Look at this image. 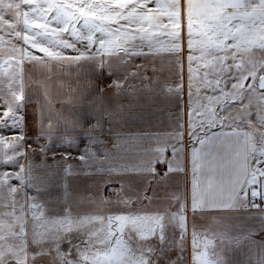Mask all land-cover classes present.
<instances>
[{"label": "snow or ice", "instance_id": "6c2138e0", "mask_svg": "<svg viewBox=\"0 0 264 264\" xmlns=\"http://www.w3.org/2000/svg\"><path fill=\"white\" fill-rule=\"evenodd\" d=\"M0 34V44H10L14 53L0 64V130L19 128L26 86L42 89L51 107L46 80L54 67L76 66L78 75L90 66L103 71L107 65L109 74L123 67L108 87L112 99L129 101L106 104L104 88L89 96L95 85L85 76L83 90L77 79L68 107L49 117L46 128L41 105L38 135L70 130L64 134L69 146L76 137L86 141L82 162L95 161L98 171L122 178L111 194L115 199L102 195L99 186L81 194V211L65 203L60 213H47L28 189L39 193L50 178L22 163L23 131L8 145L11 152L0 132V264H234L239 253L247 255V264H264V240H256L264 232V205L256 202H264V0H0ZM5 35L28 47L5 41ZM160 53L179 66L181 78L187 61V131L199 147L188 154L191 180L183 192L170 184L173 174L189 170L178 149L183 124L170 138L147 131L121 138L110 131L114 151L92 150L102 143L105 121L150 123L155 113L151 104L141 105L142 98L168 100L183 91L180 81L160 78L162 69L153 67L149 77L134 63H150ZM25 62L48 75L26 79ZM86 100L93 117L77 108ZM217 128L231 131L209 135ZM72 174L68 165L65 175ZM111 206L118 213L103 210ZM241 209L258 210V230L229 220ZM197 213L206 224H189V214L195 219Z\"/></svg>", "mask_w": 264, "mask_h": 264}, {"label": "crops", "instance_id": "0c3cea01", "mask_svg": "<svg viewBox=\"0 0 264 264\" xmlns=\"http://www.w3.org/2000/svg\"><path fill=\"white\" fill-rule=\"evenodd\" d=\"M3 35V34H0ZM83 47L82 44H77ZM11 45L0 44V49H3V53L0 54V64H3L4 59L9 58L14 53L10 52ZM35 55H43L42 53L32 51ZM67 55H74L72 52H65ZM184 55L186 57L187 50L185 49ZM151 61L146 62L144 58H136L134 63L137 65H143L146 69V75L151 77L153 75L152 68L162 69L158 72L161 79L165 76L168 78L169 82L173 84L177 81L181 82L183 91L179 93L178 96H172L168 100H164L162 97H155L153 100L149 101L144 98L141 99V105L147 107L149 104L152 105V111L155 113L150 123H145L143 121L130 122L127 124L119 123L115 125H109L107 121L104 122V132L101 136L102 143L99 145H93L92 150L97 151V154L101 152H107L113 150V139L109 137V132L114 133L115 136L123 138L125 134H142L145 131L149 132L154 136H161L164 138H170L176 132L177 124H183V137L182 143L178 145V149H183L180 152V159L185 162L184 166L189 168L188 171L173 174L170 184L174 188H178L181 192L190 187V164L188 162V154L193 146L199 147V144L193 145L188 135V120L190 119V108H189V98H188V71H187V61L184 59L182 61V78L177 75L178 65L172 63V58L166 53H160L157 56L149 57ZM14 62V61H13ZM5 68L8 65H4ZM124 71L123 67L114 66L113 73L109 74L107 65H105L103 71L94 69V67H85L79 70V75L77 73L76 66L71 68L65 67L62 69L52 70L51 78L46 80L48 89V100L51 104L49 107L48 103L45 102L42 89L37 88L35 85L25 87V97L27 103L25 104L22 115L23 126L13 130L8 136H3L5 138V150L11 152V148L8 145L16 142L15 137L19 135L21 131L25 136L23 141L24 154L21 155L20 159L24 166L31 163L33 167V174L39 176H46L50 178V183L47 185L46 189L35 192V189H28L30 195L36 194L38 196L39 202L44 206L47 213H60L65 203L70 204L75 211H81V207L77 203V198L81 194H91L97 191V186H99V191L105 197H112L113 191L119 188L122 178L117 175L108 176L104 174L103 169L97 170L98 165L95 161H88L87 163L82 162L79 156L84 152L87 147L86 141L80 137H76L74 142L69 146L64 140V134L67 131L63 127L57 129L52 137H42L38 135L40 128V123L38 122V117L41 112V105H43V120L45 121V128L49 117L55 118V114L59 111L65 110L68 105L66 103V98L71 92V88L76 87L77 79L81 80L80 90H83L84 85L82 83L83 77L87 76L91 79L95 85L89 92V96L98 91L99 88H104V97L106 104L115 105L116 103L128 104L127 98H120L119 100L112 99L111 93L112 88L108 85L118 77L122 75ZM23 73L25 78L41 79L43 80L47 73H41L37 69L33 68L32 64L27 62L23 65ZM154 87H158L154 85ZM3 89V84L0 83V90ZM195 93V90H194ZM80 114L86 117H93L95 113L92 111L91 104L87 100L77 106ZM0 108V111H3ZM33 123L32 127L31 124ZM87 126V125H86ZM2 131V130H1ZM0 131V132H1ZM220 131H231V129H213L209 135L212 133L219 134ZM37 142V143H36ZM29 145L31 147H29ZM40 146L46 149L45 152H41ZM155 146V142H153ZM148 148L149 145H145ZM68 154L67 156L65 154ZM120 155H126L121 151ZM166 157H171V152L167 151L165 153ZM100 159H103L101 156ZM68 165L72 166L73 174L71 176L65 175V168ZM5 171H12L10 166H5ZM10 183L14 186H18L16 180H11ZM264 205L259 199L256 201ZM104 211H110L111 213H118V209L115 206L110 208H104ZM257 209L248 210H238L230 214L229 220L237 225H244L249 228L259 229V218L255 215ZM249 213H252L250 215ZM212 215V213H209ZM189 224L203 225L207 223L204 216L200 214L193 216L189 214L188 216ZM256 240H264V232H260L256 236ZM248 257L245 253H239L234 257V264H247Z\"/></svg>", "mask_w": 264, "mask_h": 264}, {"label": "rangeland", "instance_id": "374dc122", "mask_svg": "<svg viewBox=\"0 0 264 264\" xmlns=\"http://www.w3.org/2000/svg\"><path fill=\"white\" fill-rule=\"evenodd\" d=\"M67 34H65V36H66ZM4 40L5 41H9V40H11V43L12 44H17V45H19V46H23V47H28L27 45H23V42L22 41H17L14 37H9V36H7V35H5L4 36ZM6 44V43H5ZM10 45V44H9ZM77 47L79 48V46L77 45ZM80 48H82V47H80ZM30 51H36L35 49H30ZM65 52H71V50H65ZM246 102V101H245ZM239 102H237V104H238ZM236 105H233V107H235ZM31 124V127H32V125H33V123H30ZM22 126H23V121L20 123V125H19V127H21L22 128ZM14 129H12V128H10V127H5V128H3L2 129V135L3 136H8L12 131H13ZM191 140V139H190ZM37 143V142H36Z\"/></svg>", "mask_w": 264, "mask_h": 264}]
</instances>
